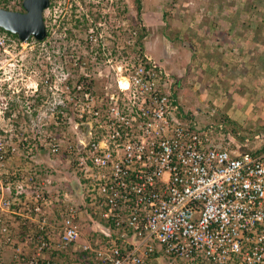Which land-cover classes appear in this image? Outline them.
I'll return each instance as SVG.
<instances>
[{"label": "built area", "instance_id": "2783aa9c", "mask_svg": "<svg viewBox=\"0 0 264 264\" xmlns=\"http://www.w3.org/2000/svg\"><path fill=\"white\" fill-rule=\"evenodd\" d=\"M83 81L67 151L87 210L64 194L51 212L36 172L0 184V264H264V146L214 144L146 55L118 68L105 98ZM85 229L95 239L78 243Z\"/></svg>", "mask_w": 264, "mask_h": 264}, {"label": "rangeland", "instance_id": "374dc122", "mask_svg": "<svg viewBox=\"0 0 264 264\" xmlns=\"http://www.w3.org/2000/svg\"><path fill=\"white\" fill-rule=\"evenodd\" d=\"M140 2L146 34L142 50L135 47L139 33L135 0H50L43 14V42L33 38L20 42L0 31L1 185L15 186L19 175L26 178L36 172L46 196L53 197L51 212L62 204L64 194L68 207L82 204L85 212L79 175L67 151L75 147L76 132L82 130H76L75 124L83 95L71 88L83 78L87 91L105 98L117 91L118 68L134 65L137 54L150 57L147 52L155 53L159 41L165 44L157 54L160 60L164 50L186 51L198 59L197 64L218 67L220 81L231 77L240 82L245 71L247 78L264 77V0ZM22 3L0 0V8L24 12ZM222 101L199 102L200 126H213L212 135L223 147L238 145L245 152L264 146V100L246 104L249 116L242 122L225 115L230 107L238 110V100L232 106ZM208 112L213 114L212 125L204 123ZM228 134L235 139L229 145L224 142ZM53 138L60 144L55 157L48 145ZM94 239L85 229L78 243Z\"/></svg>", "mask_w": 264, "mask_h": 264}, {"label": "crops", "instance_id": "0c3cea01", "mask_svg": "<svg viewBox=\"0 0 264 264\" xmlns=\"http://www.w3.org/2000/svg\"><path fill=\"white\" fill-rule=\"evenodd\" d=\"M164 45L161 41L157 42L155 53L147 52V54L163 71L173 75L176 81V97L180 102L183 113L186 114L187 120H192L200 126L199 118L196 117L199 109L196 107L201 100H207L206 103L208 104L223 100L222 102L231 104V106L235 104L234 100H238L240 105L238 110L230 107L226 110L225 115L231 121H236L237 119L241 122L249 116L248 105H252L253 101L251 100H264V77L254 76L247 78L245 77V74H247L245 71L242 72V76L240 75V82H238V78L233 79L231 77H224V81H220V75H216L221 74L218 67L210 63L208 66L199 65L196 63L198 59H194L191 55L189 56L186 51L178 49L171 52L173 54H170L168 50H164V58L160 60L158 55L163 51ZM246 104L248 105L246 106ZM194 110L198 111L194 112ZM187 113H190V116ZM212 116L213 114L208 112L207 122H204V120L203 122L207 125H212L209 123ZM212 140L214 144L221 146V144L216 142L213 135ZM231 141H235V139L230 137V135L224 138V142L227 145L232 143Z\"/></svg>", "mask_w": 264, "mask_h": 264}, {"label": "water", "instance_id": "95a60500", "mask_svg": "<svg viewBox=\"0 0 264 264\" xmlns=\"http://www.w3.org/2000/svg\"><path fill=\"white\" fill-rule=\"evenodd\" d=\"M50 0H23L24 12H13L0 8V29L16 35L20 42L33 38L41 42L46 38L44 12Z\"/></svg>", "mask_w": 264, "mask_h": 264}, {"label": "trees", "instance_id": "16d2710c", "mask_svg": "<svg viewBox=\"0 0 264 264\" xmlns=\"http://www.w3.org/2000/svg\"><path fill=\"white\" fill-rule=\"evenodd\" d=\"M135 5H136V13H137V23L136 25L138 26V35H137V38H136V44H135V47L138 48V50H142V40L145 38L146 34H145V29L144 27L142 26V23H141V2L140 0H135ZM0 31L6 33L7 35L9 36H12L14 38L17 39V36L16 35H13L9 32H5L4 30L0 29ZM46 39V38H45ZM43 42V41H42Z\"/></svg>", "mask_w": 264, "mask_h": 264}, {"label": "bare ground", "instance_id": "6f19581e", "mask_svg": "<svg viewBox=\"0 0 264 264\" xmlns=\"http://www.w3.org/2000/svg\"><path fill=\"white\" fill-rule=\"evenodd\" d=\"M124 86V85H123ZM123 86H122V88H123Z\"/></svg>", "mask_w": 264, "mask_h": 264}]
</instances>
